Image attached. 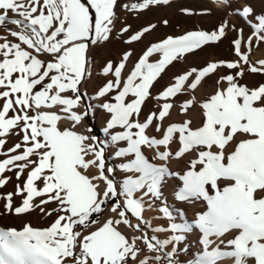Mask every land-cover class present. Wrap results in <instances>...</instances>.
Instances as JSON below:
<instances>
[{
	"label": "snow or ice",
	"instance_id": "snow-or-ice-1",
	"mask_svg": "<svg viewBox=\"0 0 264 264\" xmlns=\"http://www.w3.org/2000/svg\"><path fill=\"white\" fill-rule=\"evenodd\" d=\"M170 2L0 0V188L12 181L7 173L17 181L14 192L0 194V217L37 210L54 217L46 227L0 226V264H264V83H241L246 71L264 74V60L250 59L264 43V17L248 21L247 40L237 30L235 60L191 67L155 96L169 66L221 42L229 26L168 35L134 62L131 50L108 61L96 99L109 114L110 145L85 127L91 49L114 38L118 8L138 14ZM239 14L247 19L252 9ZM221 69L229 74L201 97ZM150 98L158 111L141 120ZM12 137L17 142L6 148ZM177 203L200 210L189 220ZM146 211L167 225L154 226Z\"/></svg>",
	"mask_w": 264,
	"mask_h": 264
},
{
	"label": "rangeland",
	"instance_id": "rangeland-1",
	"mask_svg": "<svg viewBox=\"0 0 264 264\" xmlns=\"http://www.w3.org/2000/svg\"><path fill=\"white\" fill-rule=\"evenodd\" d=\"M244 7H250L252 9V14L247 19L239 14ZM189 11L193 14H187ZM258 17H264V0H228L224 6H218L213 0H179L176 2L173 1L168 5L151 7L138 14L129 11L128 13L121 12L119 20L116 23V29L114 30V38L103 45L97 46L93 54H90L89 58V63H91L90 65L93 67V73L92 77L86 82L87 89L84 98L93 106L90 110L89 121L87 122L92 129V134L98 136L105 144L110 145L108 139L110 135L106 136L102 133L106 127V121L109 119V114L100 106L102 101L95 102V100H93L94 97H96L98 88L106 80L101 73L103 66L108 61H113L114 63L118 62L120 61L118 58L120 55L131 50L133 52L131 61L134 62L151 43L159 42L168 35L178 36L181 32V27L184 25L187 31L204 30L208 32L216 30L218 26L222 24H227L229 26L230 30L227 32V36L223 38L221 42L205 46L203 49L187 55L183 61L174 62L173 65L169 66V68L165 70V73L162 74V78L156 83V91L159 93L164 87L171 83L174 76L183 73L191 67L200 68L206 66L212 56H216L223 61L235 60L236 56L233 51L232 41L240 38V33L237 30L243 29V38L247 40L253 33V28L248 21H251L253 24L258 23ZM165 20L168 22L166 25L163 23ZM152 24L156 25L155 29L147 33L141 41L133 44H126L124 42L130 35ZM128 25L131 26L129 33L120 36L118 30ZM3 32L4 29L0 28V34ZM9 39L12 38L9 37ZM254 45H256L255 41ZM262 49H264V43L253 47L250 55V59L253 62H255L254 60L257 52ZM229 71L230 70L227 71L226 69L228 74ZM216 79L217 74L208 79L206 83L213 85ZM242 83H246L249 87H255L260 83H264V74H251L246 71ZM186 98H188L186 95L179 97L180 100ZM156 103L155 100H152L151 103L145 105L146 107L144 106L141 120L151 111H156ZM15 142H17V138L12 137L6 145V148L11 147ZM106 155H108L107 150ZM0 159H3V157H0ZM109 162L114 163L111 160H109ZM115 163H118V161ZM7 175H12V181L4 188H0V194L15 191V185L17 183L15 175L12 173H7ZM166 190H168V188L165 189V192ZM15 199L16 202L19 203V198L16 197ZM168 200L170 201V199ZM54 206V204H50L48 207L51 208ZM2 207L3 201H0V210H2ZM52 219H54V217L42 216L39 210H37L29 216H2L0 217V226H15L19 228L23 222H31L34 226L46 227ZM157 235L163 239L166 238L165 235L167 234L159 233ZM195 250V247H193L188 256L182 254L180 259L186 261L194 255Z\"/></svg>",
	"mask_w": 264,
	"mask_h": 264
},
{
	"label": "bare ground",
	"instance_id": "bare-ground-1",
	"mask_svg": "<svg viewBox=\"0 0 264 264\" xmlns=\"http://www.w3.org/2000/svg\"><path fill=\"white\" fill-rule=\"evenodd\" d=\"M173 1L176 2V1H179V0H171V2H173ZM213 1H214L218 6H224V5H225V3L222 2V0H213ZM133 2H137V0H119V3H120L121 5H123V4H131V3H133ZM171 2H170V3H171ZM121 12H127V13H128L127 10L123 9L122 7H120V8H118V13H119V15H120ZM116 23H117V22H116ZM182 25H184V24H182ZM184 26H185V25H184ZM184 26L181 27V32H180L179 35H182V34L188 32L187 29L184 28ZM96 48H97V46L92 48V51H91L92 54H93V52H94V50H95ZM118 58H119V60H121L122 55H120ZM260 60H264V49H262V50H260L259 52H257L254 61H255V62H258V61H260ZM215 61H221V59L218 58V57H216V56H212V57L210 58V60L208 61V63H209V62H215ZM208 63H207V64H208ZM90 64H91V63H90ZM207 64H206V65H207ZM92 68H93V67L90 68V71H91V76H90V78L92 77V73H93V69H92ZM227 71H228V70H227ZM225 74H228V73L226 72V69H221V70L217 73V77H218L219 75H225ZM90 78H88L87 80H89ZM172 82H173V79H172L171 83H172ZM241 83H242V81H241ZM215 87H216L215 84H213V85H209V84L205 83L204 86H203V88L200 90V96L202 97V96L205 95L206 93H212V92H214ZM82 89H83V92L85 93V92H86V89H87V83H85V84L83 85ZM151 91H152L153 96H155V95L158 94V92L156 91V84L154 85V87H153V89H152ZM186 99H187V98H186ZM93 100H95V102L102 101V100L96 99V97H94ZM152 100H154V99H151V98H150L149 100H147L146 103H145V105H146L147 103H151ZM156 102H157V101H156ZM157 103H158V102H157ZM157 103H156V107H155V110H156V111H158ZM145 105H144V106H145ZM145 107H146V106H145ZM143 108H144V107H143ZM143 110H144V109H142V111H143ZM141 116H142V114H141ZM172 118H173V120H182L184 117H183V116H180V115H177V114L174 113ZM85 127L90 128V126H89L88 123H86ZM83 130H84V129L82 128L81 131H83ZM102 133L105 134L106 136L110 135V134L106 133L105 131H103ZM91 134H92V132H91ZM92 135H93V134H92ZM108 139H109V143H110V136H108ZM173 167H176V165H173ZM165 194H166L167 198L170 199V202H172V201H173V197H172L171 189H170V188H168V190H166ZM176 207H177L178 209H182V210H184V211L186 212L187 217H188L189 220H191V219L193 218V214H194L195 211H199V210H200L199 207H197V208H191L189 205H187V204H182V203H177V204H176ZM158 215H159V213L156 212V211H146V212H145V216H146V218H148V219H152L153 217L158 216ZM152 223H153L154 226H156V225H167V221H166V220H162V219H152ZM165 236H166V235H165Z\"/></svg>",
	"mask_w": 264,
	"mask_h": 264
}]
</instances>
